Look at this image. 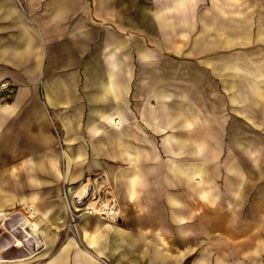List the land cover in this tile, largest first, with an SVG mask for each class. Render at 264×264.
Here are the masks:
<instances>
[{"label": "crops", "instance_id": "obj_1", "mask_svg": "<svg viewBox=\"0 0 264 264\" xmlns=\"http://www.w3.org/2000/svg\"><path fill=\"white\" fill-rule=\"evenodd\" d=\"M0 80V264H264V0H0Z\"/></svg>", "mask_w": 264, "mask_h": 264}, {"label": "built area", "instance_id": "obj_2", "mask_svg": "<svg viewBox=\"0 0 264 264\" xmlns=\"http://www.w3.org/2000/svg\"><path fill=\"white\" fill-rule=\"evenodd\" d=\"M14 89L8 81L0 80V97H5ZM63 198L66 203L68 226L75 233L82 215H94L106 221H117L119 218V206L110 193L107 178L103 173L89 174L75 184H66Z\"/></svg>", "mask_w": 264, "mask_h": 264}, {"label": "rangeland", "instance_id": "obj_3", "mask_svg": "<svg viewBox=\"0 0 264 264\" xmlns=\"http://www.w3.org/2000/svg\"><path fill=\"white\" fill-rule=\"evenodd\" d=\"M8 221H10V220H7V222ZM6 221H5V223H7ZM67 224H68V216H67ZM3 231V229L0 227V239L2 238V237H4V239H3V241L5 242L6 241V244H7V242H9V237H5L6 235H9V234H7L6 232H2ZM75 233V232H74ZM17 242H18V240H16Z\"/></svg>", "mask_w": 264, "mask_h": 264}, {"label": "bare ground", "instance_id": "obj_4", "mask_svg": "<svg viewBox=\"0 0 264 264\" xmlns=\"http://www.w3.org/2000/svg\"><path fill=\"white\" fill-rule=\"evenodd\" d=\"M8 218H9V216H7V215L6 216H4V215L0 216V225L4 226V223H2V221L5 222V220L8 219Z\"/></svg>", "mask_w": 264, "mask_h": 264}]
</instances>
